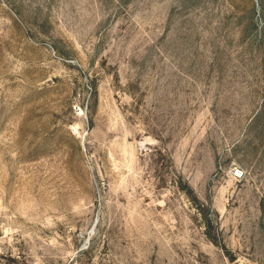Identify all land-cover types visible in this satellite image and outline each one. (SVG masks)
Segmentation results:
<instances>
[{
	"label": "rangeland",
	"instance_id": "obj_1",
	"mask_svg": "<svg viewBox=\"0 0 264 264\" xmlns=\"http://www.w3.org/2000/svg\"><path fill=\"white\" fill-rule=\"evenodd\" d=\"M0 264H264V0H0Z\"/></svg>",
	"mask_w": 264,
	"mask_h": 264
},
{
	"label": "built area",
	"instance_id": "obj_2",
	"mask_svg": "<svg viewBox=\"0 0 264 264\" xmlns=\"http://www.w3.org/2000/svg\"><path fill=\"white\" fill-rule=\"evenodd\" d=\"M233 171L236 172V173H238L239 170L235 167V168L233 169Z\"/></svg>",
	"mask_w": 264,
	"mask_h": 264
}]
</instances>
